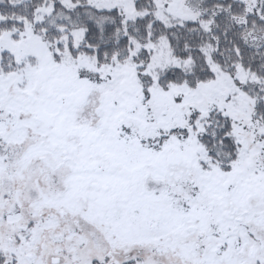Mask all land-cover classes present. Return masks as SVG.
<instances>
[{
    "label": "snow or ice",
    "instance_id": "snow-or-ice-1",
    "mask_svg": "<svg viewBox=\"0 0 264 264\" xmlns=\"http://www.w3.org/2000/svg\"><path fill=\"white\" fill-rule=\"evenodd\" d=\"M0 264H264V0H0Z\"/></svg>",
    "mask_w": 264,
    "mask_h": 264
}]
</instances>
